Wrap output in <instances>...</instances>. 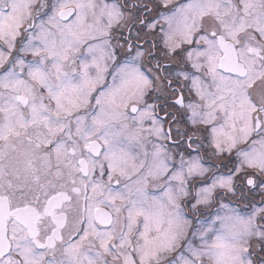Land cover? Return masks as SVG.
<instances>
[{"label": "flooded vegetation", "instance_id": "af4514ba", "mask_svg": "<svg viewBox=\"0 0 264 264\" xmlns=\"http://www.w3.org/2000/svg\"><path fill=\"white\" fill-rule=\"evenodd\" d=\"M49 1L51 5L47 9L43 0H26L30 14L26 24H22L25 30L33 29L37 15L41 17L39 24L53 13L59 19V12L69 6L64 5L55 10L59 2L53 7L54 0ZM118 1L125 4V0ZM0 2L5 4L2 10L0 9V14L1 11L8 12L12 9L8 0H0ZM185 2L186 0H140V2L130 0V4H133V7L136 5V9L145 7V16L135 23L139 26L138 31L143 27L145 32L143 36L137 33L132 39L126 38V44L124 43L125 50L130 52L134 49L138 51L137 47L145 46V84H147L145 99L148 100H145V109H148L147 117L159 118L165 122L164 133H166L164 138L161 137L160 132L151 136L145 134V140L160 143L165 154L167 145L168 148H172L170 154L174 159L173 162L176 163L175 169L188 167L186 163L192 158L191 152L198 151L201 156L207 154L212 158L226 152L225 148H210V135L208 138L202 135L200 126H208L211 124L210 121H199L201 115L198 113L192 117L188 111L178 110L184 108L185 103L195 107L193 109L195 112L197 108L201 112L206 109V101L192 90V78L200 76L209 80L210 70L213 69L214 47L219 51L217 60L221 55L217 44L218 35L227 38L221 28L217 27L216 31L213 28V8L209 4L200 7V12L205 10L206 13L202 20L198 16L199 7L195 4V0L192 7L180 9L181 4ZM123 7L126 6H122L124 10ZM133 7L127 8L133 10ZM37 9L39 12H36ZM186 11L194 16L181 27L182 31L188 32L189 35L174 43L171 40L170 30L174 28L177 35L178 21H173L181 18ZM168 14L172 15L168 16V19L164 18ZM130 31L131 28L127 34ZM251 40L255 44L253 38ZM13 41L14 37L12 44ZM6 43L0 38L1 52H6L12 45H5ZM20 43L18 38L16 45L12 46L16 48V55L5 58V63L0 67V95L1 98H5V101H0V264H145L139 250L140 242H142V250H145L147 232L145 229L141 230L144 218L140 214L139 217H133L132 209L121 197L127 194V191L121 188L125 177L115 170L108 172L107 175L98 171L102 169L98 159L105 150L104 144H100L96 139L98 135L96 131L102 129L101 123L85 124L84 119L75 117L82 112L83 109L80 107L72 111L67 110L64 114L63 110L57 109V103L48 102L50 96L44 85L36 83L34 79L28 83H21V80L26 81L29 75L33 77L32 74L38 68L34 61L37 56L33 57V54L29 56L28 51L23 53L25 57L29 56V59L24 57L27 60L25 66L21 68L17 66V60L14 58L20 56L18 54V51L21 52L18 47ZM110 45L114 59L129 56L123 54V45L119 44L117 38L111 39ZM254 47L256 54L252 55L261 66L264 49ZM44 54L47 55V52ZM197 62L199 68L195 67ZM10 68L14 70L7 72ZM219 71L225 75L236 76ZM113 72L114 63L111 66V76ZM3 75L15 76L19 81L2 82ZM247 76L249 74L236 77L244 79ZM256 78L255 87L250 89L249 93H244L252 107V113L254 112V117L253 115L251 117L254 128L250 129L249 138H245L249 140L247 143H239L227 150L231 152L233 158L243 156L250 150L251 143L258 149L260 143L264 141L262 73ZM16 82L17 85L21 83L24 87L15 86ZM207 85L209 86L210 83ZM21 89L25 90L21 91ZM35 96L44 101H35L33 99ZM208 98L210 120H214L216 124H223L227 112L211 111L213 93ZM168 114H170L169 118ZM175 121L176 126L172 133L170 124ZM148 122L152 124L145 118V125ZM90 129L91 133H88ZM256 136L259 137L254 143ZM215 164L210 169H234L231 171L235 181L234 189L245 197L243 199L238 197L239 200H243L242 206L247 205L250 211L254 210L257 213L254 216L257 217L255 224L261 231V227H264V193L259 190L264 184H256L258 185L255 186L256 191L249 192L252 189H249L245 179L244 181L242 179L245 175L244 170L252 167H246L241 159L235 165L221 167L219 162ZM254 167L264 169V166ZM96 171L100 177H93V172ZM209 174L207 183L213 171ZM92 177L93 179L99 177L102 181L99 185L103 190V201L96 203L92 201L98 193L93 191L91 194ZM239 184H242L243 188H239ZM118 189L122 192L120 195ZM222 192L224 195L221 200L229 203V195L225 190ZM195 200L196 198H192L190 202ZM112 203L122 206L125 204L127 208L124 209V213H119V210L113 211ZM258 206L263 209L258 210ZM195 238L194 230L187 229V235L177 238L175 245H170L169 248L172 252L179 250L173 255L171 252L162 260L147 264H182L181 257L187 259L185 264H195L197 261ZM258 241L262 243L260 237ZM263 248L264 243L258 244L254 252H250L258 262L262 260ZM162 251L159 249L157 254ZM149 253L150 246H147V256ZM160 255L162 254L158 256Z\"/></svg>", "mask_w": 264, "mask_h": 264}, {"label": "rangeland", "instance_id": "374dc122", "mask_svg": "<svg viewBox=\"0 0 264 264\" xmlns=\"http://www.w3.org/2000/svg\"><path fill=\"white\" fill-rule=\"evenodd\" d=\"M8 1L12 9L8 12L1 11L0 38L7 42L5 45H11L13 37L15 45L20 36L24 38V42L19 45L20 56L14 58L17 60L18 67L21 68L27 63L23 54L27 51L29 56L33 54V57L39 58H34L38 69L32 74L33 77L29 75L26 81L21 80V83H28L34 79L36 83L44 85V89L50 96L48 102L57 103V109L63 110L64 114L67 110L72 111L80 107L83 110L75 117L84 119L85 124L101 123V131H96L97 137L94 135L105 147L103 155L98 159L99 166L102 168L98 171L106 175L113 170L122 173L125 178L121 188L127 191L126 195L121 196L127 201L124 203L128 204L131 200L132 206L130 204L128 206L132 208L133 217L136 218L139 214L143 216L144 223L141 225V230H153L152 235L145 233V250H142V242L139 246L145 264L168 257L172 252V249H169L170 245L173 246L180 236L187 235V229L190 230L195 225L197 234L194 232V235L198 236L196 246L199 258L200 256L209 258L212 264H254L250 250L249 254L242 253L246 251V248L260 244V241L255 243L257 235L262 240L261 244L264 243V227H261V231L256 228L257 217L254 218V216L257 213L254 210L247 211L241 208L244 203L238 197L240 199L245 197L234 189L235 181L234 176H231V170L210 169L218 162L221 167L231 165L228 163L230 159L227 156H220V153L212 158L211 155L203 157L198 151L191 152L192 158L186 163L188 167L175 169L176 163L173 162L170 154L172 148H168L166 144L165 154L160 143L145 140V134L151 136L160 132L162 138L166 135L165 122L159 118L147 117L148 109H145V100H147L145 99L147 85L145 84V46L137 47L138 51L125 50L126 38L132 39L137 33L143 36L145 32L143 27L138 31L139 26L135 25L142 16H145V7L136 9V5L133 7L130 0H125V4L118 0H54L53 7L59 2L55 10L64 5H73L78 9L77 15L62 23L53 13L48 15L41 24H39L40 17L37 15L33 29L25 30L22 24H26L29 19L28 3L26 0ZM137 1L140 2V0ZM43 2L49 9L51 2L49 0H43ZM193 2L194 0H186L181 4L180 9L192 7ZM195 4L199 7L196 9L200 19L206 14L205 10L200 12V7L209 4L213 8V28H221L225 36L227 35L237 44L239 57L249 74L246 78L240 79L220 72L216 67L219 51L213 45V69L210 70L209 80L200 76L192 78V90L206 101V109L201 112L197 108L195 112L193 110L195 107L188 103H185L184 108H178L180 112L188 111L192 117L198 113L201 115L199 121H210L212 127L209 130V146L225 148V154L227 150L239 143L249 141L245 138H249L250 129L254 128L251 118L252 115L254 117V112L252 113V107L244 93H249V90L255 87L256 76L261 73V100L264 102V59L259 66L255 57L247 52V48L254 45L251 40L254 32L262 42L264 41V0H195ZM3 5H5L4 2H0L1 10ZM124 5L125 11L122 9ZM127 7L130 9L133 7V10ZM36 12H39V9ZM170 15L172 14L164 18L168 19ZM193 18L194 16L186 11L181 18L173 21H178V30L177 35L174 28L170 30L172 42L178 43L189 35L188 32L182 31L181 27ZM130 28L131 31L127 34ZM116 38L119 44L123 45V54L129 56L115 62L111 76V66L118 58L114 59L110 41ZM13 44L6 52L0 51V67L5 63V58L16 55ZM45 59L48 60L45 61ZM195 67L199 68V62L195 63ZM13 70L10 68L7 72ZM1 80L5 82L18 79L15 76L3 75ZM206 82L210 85L208 86ZM21 83L19 85L24 87ZM17 84L18 82L14 83L15 86H19ZM24 90L21 89V91ZM212 93L214 98L211 100V111L227 112L223 124H216L214 120H210L208 97ZM40 97L43 98L41 94ZM33 99L43 100L37 96ZM3 100L5 101V98H1L0 95V101ZM131 104L138 105L136 113L130 111ZM169 116L170 114L168 118ZM145 118L152 124L148 122L145 125ZM175 126L176 121L170 124L172 133ZM91 129L87 132L91 133ZM258 137L254 138V143ZM242 159L246 167L264 166V141L260 143L258 149L251 143L250 150L243 154ZM262 170L264 172V169ZM212 171L213 174H211ZM165 173L167 175L164 176ZM209 173L210 180L205 183L203 180ZM94 176L100 177V174L96 171L93 172ZM159 176L160 179L154 180V177ZM245 176L243 175L242 181ZM99 177L93 179L91 186V194L93 191L98 192L92 198L93 203L103 201V190L99 185L102 181ZM163 180L165 183L158 188V181ZM237 182L241 181L237 180ZM258 182L259 178L255 176L253 184L256 185ZM256 187L249 192L256 191ZM239 188H243V185L241 184ZM119 190H117L118 195L122 193ZM222 190L229 195V203L221 200L224 195ZM259 191L264 193V186ZM191 195L196 197L194 202H183V199ZM112 205L113 211H118L119 206H122L115 203ZM262 209L258 206V210ZM147 246H150L148 256ZM77 248L79 252V247ZM159 249L163 250L159 253L162 254L160 256L157 254ZM177 250L179 249L174 250L172 255ZM261 254L262 260L260 259L258 264H264V252L262 251ZM198 257L195 264H198ZM180 261L182 264L187 263L185 257H181Z\"/></svg>", "mask_w": 264, "mask_h": 264}, {"label": "water", "instance_id": "95a60500", "mask_svg": "<svg viewBox=\"0 0 264 264\" xmlns=\"http://www.w3.org/2000/svg\"><path fill=\"white\" fill-rule=\"evenodd\" d=\"M71 14V12H70ZM64 19L68 18L67 11H64ZM219 44L223 52V56L220 58L219 67L224 71H228L238 75H244L245 69L243 64L238 62L235 45L231 41H226L223 37H219ZM133 112L137 111V107L133 105L131 107Z\"/></svg>", "mask_w": 264, "mask_h": 264}, {"label": "bare ground", "instance_id": "6f19581e", "mask_svg": "<svg viewBox=\"0 0 264 264\" xmlns=\"http://www.w3.org/2000/svg\"><path fill=\"white\" fill-rule=\"evenodd\" d=\"M261 88H262V85H261ZM262 90V89H261Z\"/></svg>", "mask_w": 264, "mask_h": 264}]
</instances>
